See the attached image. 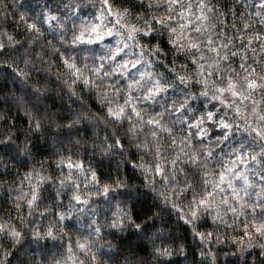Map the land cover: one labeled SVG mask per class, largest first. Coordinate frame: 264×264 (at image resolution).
<instances>
[{
  "label": "snow or ice",
  "instance_id": "obj_1",
  "mask_svg": "<svg viewBox=\"0 0 264 264\" xmlns=\"http://www.w3.org/2000/svg\"><path fill=\"white\" fill-rule=\"evenodd\" d=\"M59 3L53 8L51 0H43L33 19L21 14L13 21L16 27L26 25L27 40L0 28V78L27 83L32 70L52 73L59 61L55 79L60 82V99L66 95L83 107L79 87L87 90L104 114L56 105L49 88L39 83L31 86L34 102L25 109V131L60 145L61 151L51 155L57 157L55 167L61 175L45 174L49 162L40 161L39 169L33 167L19 180L12 200L15 216L9 212L0 218V264H7L12 255L9 248H17L29 234L42 256L49 242L61 252V258L53 257L51 264H102L103 257H107L103 264H108L113 257L98 243L104 232L111 230L109 235L129 246L131 237L136 243L151 239L148 234L159 216L153 208L158 203L177 210L201 243H231L237 249L232 255L242 264H248L247 255L254 247L264 257V0H137L136 4L132 0H99L100 8L90 20L70 28L61 22L70 17L59 15ZM9 7L5 3V11L0 13L5 24ZM64 8L73 15L80 11L79 5L71 3H64ZM53 21L60 30L59 40L56 45L48 41L51 53L47 58L43 50L35 54L39 63L47 65L37 68L25 44L32 45L43 35L42 26L52 28ZM106 37H115V45H106L98 55L97 47ZM18 53L21 58L13 59ZM156 67H164L167 76L156 72ZM121 78L126 81L123 85ZM13 127L0 132V154L11 159L27 157L34 145L27 135L20 141V130ZM89 138L94 153L109 160L116 154L121 157L116 161L117 175H109L105 182L95 168L85 169L83 161L72 162V149L88 144ZM121 163L139 170L148 190L143 195L152 196L154 203L142 216L134 215L124 200H114L116 196L141 197L140 193L120 191L129 188L127 178L119 175ZM190 173L198 174V192ZM45 185L53 190L55 208L64 207L66 187L72 195L67 211L55 212L52 220L41 225L29 217L53 214L47 208L39 211ZM94 197L104 198L99 210ZM113 203L111 216L101 218V212L112 209ZM73 210L92 218L87 233H81L75 242L64 223ZM213 211L214 225L219 221L243 235L225 238L218 232L199 231L201 215ZM228 213L233 216L231 225L227 224ZM156 231L159 238L160 229ZM152 246V257L168 264L165 258L174 255L171 245L157 246L153 240ZM108 249H114L111 242ZM177 250L183 252V245ZM200 255L215 264L211 250H202Z\"/></svg>",
  "mask_w": 264,
  "mask_h": 264
},
{
  "label": "trees",
  "instance_id": "obj_2",
  "mask_svg": "<svg viewBox=\"0 0 264 264\" xmlns=\"http://www.w3.org/2000/svg\"><path fill=\"white\" fill-rule=\"evenodd\" d=\"M43 0H0V13L5 11L4 4H8L10 7L7 9L9 12L8 23L5 24L3 16H0V28H7L9 33L16 34L17 39L27 40L29 38V34L25 32L26 25L20 23L18 27H16L13 23L14 20H17L19 15L24 14L28 19H33L36 12L39 11L37 7L38 4L42 3ZM249 3H252L253 0H248ZM258 3V0H256ZM59 3V0H51V7L55 8ZM65 0L63 3H59L60 7V16H64L67 14L70 18L68 20H62L61 22L65 24L66 28H70L72 24L80 25V21L74 16L72 13L67 12V9L64 8ZM133 4L137 3V0H132ZM127 7H131L132 5H124ZM139 10V9H136ZM53 28H49L48 25L42 26L43 35L36 39L32 45L25 44V48L28 49V52L31 54V59L36 63L37 68L46 69V64L39 63L38 58L36 57L37 52L44 51L46 58L48 54L51 53V48L48 45V41H52L54 45L57 44L59 40V36L57 33L60 31L56 28V22H52ZM68 36H71V32L69 31ZM6 41V38H4ZM165 47H166V41ZM97 54H101L97 47ZM22 53H18L17 56L12 57L13 59H20ZM52 59H56L55 56L51 57ZM170 59V57H169ZM163 63H167V61H163ZM20 67H25L24 64H20ZM59 67V61H57V65L53 66L52 73H47L46 71H41L40 73H36L35 70H32V75L27 83H21L19 79L13 81L9 78L7 81L0 78V132L6 131L8 127H13V130H20V141H23L25 135L29 136L34 147L32 148V152L27 156L20 155L15 159H11L3 154H0V161H3V164H0V218H5L6 213H11L15 216L14 205L12 204V200L15 198V189L19 180L23 178L25 172L29 171L33 167L39 169L40 161H48L44 166V172L53 173L55 176L59 177L61 175V171L57 170L55 167V161L57 157L55 155H51L54 151H61L60 145L53 144L51 140H47L46 137L39 134H31L27 133V116L25 115V109L30 107V104L34 102L31 99L32 92L31 86L39 83L43 87H47L51 90L52 94L56 97L55 103L56 105L64 104L70 105L78 112H98L101 115L104 113L101 111L99 106L95 103L94 98H90L87 90H83L81 88H77V93L82 95L83 100L85 101V105L83 107H78L80 101H76L72 103L71 100L65 95L63 99H60V88L57 86L60 82L55 79V72ZM60 71H65V69H60ZM156 72H160L167 76L164 67H156ZM126 83L124 78H121L120 84L123 85ZM66 91V90H65ZM198 91V89H197ZM139 95V93H137ZM202 99V98H201ZM75 100V98H73ZM49 104L52 102L49 101ZM195 106L199 107V100L195 102ZM199 114V113H197ZM183 135L184 133H179ZM83 135V133H82ZM48 136H51V132L48 133ZM99 136L102 139L104 136V132H99ZM99 142V141H97ZM65 146L64 154L67 155ZM127 150V144H126ZM87 148L88 151L84 149ZM75 152V155L72 157V162L76 163L78 161H83L85 169L89 166L95 168L100 176L101 182H105L108 179L109 175L115 176L116 173V161L121 160V157L116 154L113 155L111 160L102 157L98 152L92 151V143L89 138V143L84 145L83 147L76 149H72ZM6 165V167L4 166ZM67 167L66 165L63 167L64 175H67ZM76 171V170H74ZM76 175H79V172L76 171ZM119 175L122 178H127L128 180V189H121L120 191H132L133 193H140V199L133 198L132 200H128L121 196L114 197V200H124V205L133 208L134 215H141L143 211L150 205H152L153 199L151 195H143L148 190L143 187V178L140 176L139 170L133 171L131 164H123L120 165V173ZM194 179H196L197 184V192L199 191V179L198 174L190 173ZM81 180L83 177H80ZM35 180V177L33 178ZM26 183V182H25ZM159 186V185H158ZM70 187V186H69ZM11 190V197L9 192ZM27 190V189H25ZM91 190V189H89ZM72 195V191H69L66 187L64 189L63 195V208H55L56 200L51 199L53 196L52 188H48L45 185L44 190L42 192L43 202L40 204L39 211L43 212L44 209L54 210L52 215H46L45 217L39 216L38 213H34L32 217H29V220L35 221L37 224H47L50 220L54 218L55 212L67 211L69 208V198ZM190 199V196L188 197ZM97 199L98 204L96 207L98 210L103 205V197H94ZM123 206V205H122ZM115 209V204L113 203L112 209L101 212V218L104 216H111V212ZM186 210V209H185ZM153 211L158 212L159 216L156 220L155 227L149 232V238H145L139 243H136L135 237H131L133 243L131 246L127 244H122L119 242L117 236L109 235V231L104 232V236L102 240H98V243L102 245L103 249L108 250L110 255H112V259L108 262V264H125V261H128V264H160V261L152 257L153 252V240L157 246L161 243L171 245L174 255L170 258H165L168 261V264H212V260L210 257H202L200 252L211 250V252L215 253L216 261L215 264H242V261L239 260L236 256L232 255L233 252H236L237 249L231 243L225 242L221 244H208L201 243L200 239L193 234L191 231V225L185 223L184 220L180 219L177 215V210L171 209L170 206H164L162 203H158L157 207L153 208ZM23 214L27 215V210L25 209ZM215 215V212L208 215H201L200 220L197 222V227L199 231H213L218 232L221 236L227 238L232 235H243L241 231H233L231 228H226L223 223L219 221L216 224H213L212 216ZM223 215V210L221 212ZM79 218V219H78ZM91 217L87 213H78L74 210L68 219L65 220V230L71 236L72 241L75 242L76 238L81 235V233H87V226L91 223ZM240 222H242V218ZM227 224H233V216L231 213H228ZM239 225H235L238 227ZM157 229H160L159 238H157ZM132 230L129 229V232ZM68 237H65V241H67ZM108 242L114 246L113 250L108 249ZM264 242V241H261ZM44 242L41 241V246H43ZM183 245V252L178 251V247ZM38 248L32 240L30 234L27 235L21 242L17 248H9L12 252V255L8 257L7 264H36L38 261H44V264H51L53 257L61 258V252L56 248L52 247L51 242L48 243L47 247L44 249V255H41ZM261 249L259 247H254L250 249L249 252L251 255H247L248 264H252L253 259L255 258V264H264V257H260ZM66 254V253H65ZM46 257V259H45ZM107 257L102 258L106 260Z\"/></svg>",
  "mask_w": 264,
  "mask_h": 264
},
{
  "label": "rangeland",
  "instance_id": "obj_3",
  "mask_svg": "<svg viewBox=\"0 0 264 264\" xmlns=\"http://www.w3.org/2000/svg\"><path fill=\"white\" fill-rule=\"evenodd\" d=\"M65 3L79 5L80 11L76 12L74 16H76L80 22L82 20H84L85 22L86 20H90L92 18L93 13L100 8L99 0H65ZM115 40V37H106L105 41L98 46L100 53L102 54L101 50L104 49L106 45L114 46Z\"/></svg>",
  "mask_w": 264,
  "mask_h": 264
}]
</instances>
